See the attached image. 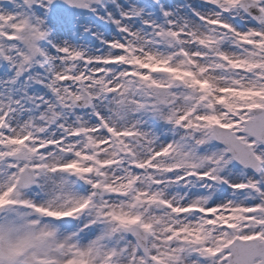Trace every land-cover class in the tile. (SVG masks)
Masks as SVG:
<instances>
[{
	"label": "snow or ice",
	"instance_id": "snow-or-ice-1",
	"mask_svg": "<svg viewBox=\"0 0 264 264\" xmlns=\"http://www.w3.org/2000/svg\"><path fill=\"white\" fill-rule=\"evenodd\" d=\"M0 264H264V0H0Z\"/></svg>",
	"mask_w": 264,
	"mask_h": 264
}]
</instances>
